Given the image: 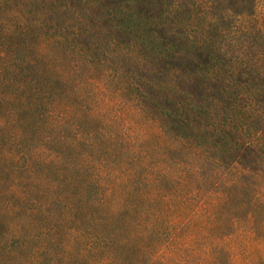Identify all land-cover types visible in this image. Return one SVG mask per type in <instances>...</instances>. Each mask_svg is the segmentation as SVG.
I'll return each instance as SVG.
<instances>
[{"label": "trees", "instance_id": "16d2710c", "mask_svg": "<svg viewBox=\"0 0 264 264\" xmlns=\"http://www.w3.org/2000/svg\"><path fill=\"white\" fill-rule=\"evenodd\" d=\"M142 1L86 0L81 12L59 0H0V264L235 263L229 244L245 221L231 216L232 200L247 185L238 176L216 181L223 164L211 139L171 134L158 101L193 123L199 92L219 79L214 41L203 27L190 33L187 1L144 30L160 47L152 60L119 40V27L106 32L96 20ZM217 1H204L208 26L220 16ZM59 13L69 20L54 21ZM165 70L169 86L153 80ZM236 142L240 151L259 149L253 137ZM245 168L241 176L254 170ZM254 205L247 221L264 227V203Z\"/></svg>", "mask_w": 264, "mask_h": 264}, {"label": "rangeland", "instance_id": "374dc122", "mask_svg": "<svg viewBox=\"0 0 264 264\" xmlns=\"http://www.w3.org/2000/svg\"><path fill=\"white\" fill-rule=\"evenodd\" d=\"M186 1L189 2V6L185 7L183 20L196 30L190 33L198 36V30L202 27L210 30V36L214 42L208 46V49L209 54L218 63L215 66L219 68V79L218 82L205 84V90L199 92L197 102L201 111L193 119V123L182 121L179 116L174 115L181 112L175 111V106L173 107L169 101H158L168 108L167 128L171 134L179 135L186 141L194 138V142L198 144L205 140V135L211 139L208 144L209 151L223 164L219 167L220 172L215 178L216 181L223 182L238 176L240 183L243 182L242 185L245 187L247 185L246 190L232 200L231 216L242 218L246 223L243 221L241 227H238L240 236L234 237L229 245H232L235 254L234 264H264V238L261 235L264 234V227H260V224L256 225L257 219L255 224L247 221L249 217L251 220L256 218L255 198L264 203V108L257 110V106L253 108L252 103L248 105L252 100L253 103L264 106V75L261 77L258 75L264 74V0H250V2L249 0H218L214 11L221 16L231 9V17L219 16L216 22L209 26L206 23L208 15L204 16L202 13L206 5L205 0H143L142 3L137 4L126 2L116 8L113 6V11L98 16L96 20L104 26V31L107 26L119 27L121 29L119 40L126 43L134 41L136 45L144 47L148 50L146 52L148 59L152 60V55H155V51L160 47L155 46L153 49L155 44L144 30L152 22L158 21L160 11ZM61 2H67L81 12H84L87 7L86 0H59L56 4ZM110 2L111 0H102L105 6H111ZM246 8H250L251 15L242 13ZM69 18V14L59 13L54 16V21L63 24L64 20ZM244 27L251 32L244 35L241 31ZM221 28H224L222 29L224 32ZM246 46L248 48L244 50ZM238 54L250 60L253 67L240 65L236 57ZM213 58L212 60L215 61ZM201 73L203 79L206 73ZM153 80L163 82L165 86L172 84L171 75L167 70L164 75L153 77ZM149 90L156 94L152 89ZM181 99L183 110L186 111L187 102L184 98ZM184 117L186 118L185 115ZM208 122L216 123V127L206 126ZM250 137L258 142L260 152L257 150L250 154L248 150L240 151L241 146L236 140L238 138L248 140ZM246 166H251L254 170L251 174L241 176V172L248 171ZM244 200L245 202L240 206L239 201ZM236 203L238 204L235 205ZM257 217H264L262 211L257 214Z\"/></svg>", "mask_w": 264, "mask_h": 264}]
</instances>
